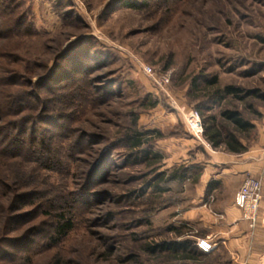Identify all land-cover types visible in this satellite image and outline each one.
<instances>
[{
    "label": "rangeland",
    "instance_id": "obj_1",
    "mask_svg": "<svg viewBox=\"0 0 264 264\" xmlns=\"http://www.w3.org/2000/svg\"><path fill=\"white\" fill-rule=\"evenodd\" d=\"M144 65L172 71L169 94ZM227 86L243 92L213 101ZM192 109L231 130L222 112L240 111L255 127L243 142L264 149V0H0V264H227L226 250L147 249L203 237L183 220L212 148L188 132ZM133 131L151 133L141 149Z\"/></svg>",
    "mask_w": 264,
    "mask_h": 264
},
{
    "label": "crops",
    "instance_id": "obj_2",
    "mask_svg": "<svg viewBox=\"0 0 264 264\" xmlns=\"http://www.w3.org/2000/svg\"><path fill=\"white\" fill-rule=\"evenodd\" d=\"M260 129L262 142L259 145L264 146V118ZM206 152L210 158L195 186L197 196L193 201L197 205L183 213V220L197 224L203 236L198 241L207 240L213 245V252L208 255L226 250L231 259L227 264H264V246H252L254 240L264 234V185L256 228L250 227L235 204L236 193L247 174L264 179V149L257 146L244 154H229L207 147ZM211 184V190H207ZM205 195H209L210 201L203 200Z\"/></svg>",
    "mask_w": 264,
    "mask_h": 264
},
{
    "label": "trees",
    "instance_id": "obj_3",
    "mask_svg": "<svg viewBox=\"0 0 264 264\" xmlns=\"http://www.w3.org/2000/svg\"><path fill=\"white\" fill-rule=\"evenodd\" d=\"M142 4L137 2H130L128 6L133 9H137L141 7ZM218 78H213L206 81L208 87H213L217 84ZM197 83V79L193 80V85ZM243 92L239 88H235L233 86H227L224 89L215 90L212 95V100L215 99H223L225 96H238L239 93ZM157 103L152 104V107H156ZM201 112V111H200ZM202 115V114H201ZM203 118V116H202ZM222 118L229 122L234 130L227 129V128H217L214 121L211 124L208 121H204L205 126V133L204 138L208 142V144L214 148L218 149L219 147H225L229 153L232 154H244L249 151V145L243 142L242 134H249L255 129L252 122L246 120L240 111L237 110H226L222 112ZM150 132H139L133 131L129 135H127L126 140L131 146V149H141L143 145L146 143V139ZM146 158L152 159L153 162L160 163L163 161V156L158 153H153L150 150L142 149L140 150ZM188 170L182 168L175 173H172L166 177V173H161L158 175L159 182H173L177 180H185ZM200 173V172H199ZM199 175V174H198ZM212 184L208 187L207 190H211L210 188ZM69 214L65 209L58 210V214L55 216V236L59 238L67 237L70 232L73 231L75 225L72 219L68 218ZM179 231V228H177ZM148 251L155 253V252H167L170 255L175 257L176 254L179 252L185 254L187 259L192 258H209L211 255H208L204 251H202L197 244L192 242L191 240H182V241H175V242H164L159 246H148ZM219 255V254H218ZM163 264H172L171 262H165Z\"/></svg>",
    "mask_w": 264,
    "mask_h": 264
},
{
    "label": "built area",
    "instance_id": "obj_4",
    "mask_svg": "<svg viewBox=\"0 0 264 264\" xmlns=\"http://www.w3.org/2000/svg\"><path fill=\"white\" fill-rule=\"evenodd\" d=\"M143 70L147 76H150L160 92L169 94L168 88L172 82V71H167L159 76L152 66L144 65ZM184 117L188 132L194 139L204 143L205 126L201 112L192 109L185 113ZM239 190L235 196V204L242 210L243 218L254 229L259 223V212L263 199V179L247 174ZM198 246L205 253H210L213 249V245L207 240L199 241Z\"/></svg>",
    "mask_w": 264,
    "mask_h": 264
}]
</instances>
